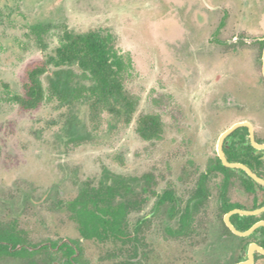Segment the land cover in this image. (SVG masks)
<instances>
[{"label": "rangeland", "instance_id": "rangeland-1", "mask_svg": "<svg viewBox=\"0 0 264 264\" xmlns=\"http://www.w3.org/2000/svg\"><path fill=\"white\" fill-rule=\"evenodd\" d=\"M227 6L235 19L248 14L264 29V0H0V218H18L36 240L77 236L66 212L52 203L75 196L85 180H99L105 169L128 177L151 174L158 192L173 186L185 201L206 158L215 154L218 131L208 135L203 126V60L207 29L215 28ZM38 23L53 24L42 45L31 30ZM66 28L113 36L126 89L137 99L130 123L108 112L92 120L82 104L69 129L72 112L56 97L32 110L15 102L26 67L54 53ZM255 73L261 78L260 70ZM148 113L164 124L162 137L152 141L137 130V118ZM258 126L264 136V122L258 119ZM155 199L130 219L149 214ZM207 210L204 220L219 227L216 192ZM152 224L147 238L152 253L144 264L207 262V231L193 246L191 238L167 237V216L155 215ZM85 246L92 264H112L106 248Z\"/></svg>", "mask_w": 264, "mask_h": 264}, {"label": "trees", "instance_id": "trees-1", "mask_svg": "<svg viewBox=\"0 0 264 264\" xmlns=\"http://www.w3.org/2000/svg\"><path fill=\"white\" fill-rule=\"evenodd\" d=\"M52 27L51 23L32 26L39 44L45 43ZM25 75L23 91L14 95L15 102L24 110H32L47 98L56 97L72 112L67 124L69 129L73 128L75 111L82 104L88 105L92 120H97L102 112H108L130 123L135 115L137 99L126 89L123 58L111 34L99 30L75 32L66 28L60 34V44L54 53L29 64ZM45 78L48 86H45ZM137 130L145 140L159 139L164 133L163 120L155 113L140 115ZM231 148L232 151L226 150L231 161L246 163L264 178V159L259 154L254 156L255 163H250L249 150L244 154L242 149ZM214 177H220V180L215 181ZM155 184L151 174L128 177L105 169L99 180H85L75 196L57 198L52 206L66 212L77 236L36 240L18 218H0V264L12 261H16L15 264H92L86 255L85 242L106 248V258L112 264H144L152 253L147 238L153 227L152 218L157 214L168 218L167 237L191 238L195 246L204 230L200 228L202 219L196 217L212 195L213 187L217 190L219 218L224 226L221 238H237L240 249L238 255L231 254L229 259H220L216 264H233L241 260L251 240L264 246V226L250 237H240L223 221L224 214L233 208L254 209L264 205V185L245 170L227 167L219 159L217 164L209 165L199 174L186 203L173 186L158 192ZM152 196L156 201L150 213L132 221L130 215L140 212ZM231 219L239 229L245 230L264 219V212L260 215L237 213ZM195 221L198 222L194 224ZM222 248L230 247L223 243ZM260 258L264 255L258 254L257 260Z\"/></svg>", "mask_w": 264, "mask_h": 264}, {"label": "flooded vegetation", "instance_id": "flooded-vegetation-1", "mask_svg": "<svg viewBox=\"0 0 264 264\" xmlns=\"http://www.w3.org/2000/svg\"><path fill=\"white\" fill-rule=\"evenodd\" d=\"M233 10V7H223V13L219 15V18L215 23V28L212 30L207 29L209 34L207 37V45L204 49L205 58L203 60L204 80L206 82L205 101L204 108L202 110L203 126L207 130L208 135L212 132L213 129L215 131H218V135L216 139L215 154L208 155V157L206 158L207 164L205 170L209 165L217 164L219 162V159L223 163V160L218 152L219 139L226 130L237 123H249L253 128L256 141L260 144H264V136L261 135L258 126V119L264 122V29H257V24L259 21L249 18L248 14L244 15V18L247 17L248 20L244 18L242 20L235 19L236 16L233 15ZM262 24L259 25L258 28L263 27ZM208 27H210V25H207V28ZM257 70H260L261 78L256 75L255 71ZM210 79L214 80V86L212 88L209 87ZM240 129L242 130L238 132V130ZM250 146H253L254 149H252ZM231 147L235 149H242L244 151V154H247L246 151L249 150L250 152L248 153V155L250 163H255L254 156L258 154L260 155L261 159H264V148L259 149L253 144L251 139V130L248 125H241L237 127L225 137L223 141V150L229 161L231 160L229 159V155L226 150L228 149L232 151ZM214 180L219 181L220 177H214ZM215 192L217 193V190H213L212 195L201 208V213H199L196 217L202 219V223L200 222V228L201 230L204 229V233L207 231L205 233V235L207 236L206 238H210V242L207 244L206 252L208 260L205 264H216V262L220 259L225 261L230 258L229 256L231 254L238 255L240 253V249L238 247L239 240L237 238H221V235L224 233V226L221 222V219L219 218V209L217 213L219 227H215L216 223H214L213 220L209 222L204 220V218H207L209 215L207 206L210 203L211 198L213 197ZM190 196L191 192L185 201H183L180 196L179 197L181 198L183 203H186ZM228 212L224 214L223 221L225 225L231 230V228L225 221V215ZM233 215H231V218ZM261 220L264 219H259L255 223ZM196 222L198 221H195L194 224ZM253 225H251L250 227H252ZM208 230L210 231L208 232ZM231 232L234 233L232 230ZM251 235L237 236L250 237ZM252 242L260 244L256 240L249 241L246 250L242 254L243 258L237 262L247 259L245 255L248 252L249 244ZM223 243H226L230 248L224 250L222 248ZM258 254L263 253L255 251V261L253 264H264V258H260L259 260H257Z\"/></svg>", "mask_w": 264, "mask_h": 264}, {"label": "water", "instance_id": "water-1", "mask_svg": "<svg viewBox=\"0 0 264 264\" xmlns=\"http://www.w3.org/2000/svg\"><path fill=\"white\" fill-rule=\"evenodd\" d=\"M263 61H264V53H263ZM263 73H264V67H263ZM241 125H248L250 127L251 130V139L253 144L259 148L262 149L264 148V144H260L256 141L255 139V135L253 132V128L252 126L247 123V122H240L237 123L235 125H233L231 128H229L228 130H226L220 137L219 139V143H218V152L220 154V157L223 160L224 165H226L227 167L230 168H240L245 170L252 178H254L256 181L262 183L264 185V178L260 177L257 173H255L248 165L242 163V162H231L227 159L224 150H223V141L225 139V137L227 135H229L234 129H236L237 127L241 126ZM264 212V205L262 207L256 208V209H241V208H235L233 210H231L230 212H228L225 215V221L227 223V225L231 228V230L240 236H249L251 235L258 227L260 226H264V220H261L257 223H255L252 227H250L247 230H239L231 221V215L235 214V213H240V214H244V215H256V214H260ZM255 251H259L261 253L264 254V247L261 246L260 244L256 243V242H252L249 244L248 247V252L245 255L247 257V259L237 262L235 264H253L255 261Z\"/></svg>", "mask_w": 264, "mask_h": 264}]
</instances>
